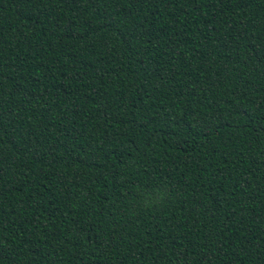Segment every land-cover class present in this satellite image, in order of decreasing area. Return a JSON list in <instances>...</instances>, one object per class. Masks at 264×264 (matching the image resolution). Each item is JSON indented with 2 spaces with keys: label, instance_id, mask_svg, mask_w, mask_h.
Masks as SVG:
<instances>
[{
  "label": "trees",
  "instance_id": "1",
  "mask_svg": "<svg viewBox=\"0 0 264 264\" xmlns=\"http://www.w3.org/2000/svg\"><path fill=\"white\" fill-rule=\"evenodd\" d=\"M0 264H264V0H0Z\"/></svg>",
  "mask_w": 264,
  "mask_h": 264
}]
</instances>
